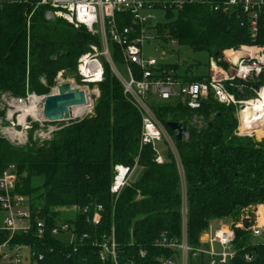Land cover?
Masks as SVG:
<instances>
[{
	"label": "trees",
	"instance_id": "trees-1",
	"mask_svg": "<svg viewBox=\"0 0 264 264\" xmlns=\"http://www.w3.org/2000/svg\"><path fill=\"white\" fill-rule=\"evenodd\" d=\"M23 1L0 7V120L7 113L2 109L5 97L49 96L59 73L73 75L80 83L78 60L98 43L84 28L75 29L61 19L47 21L48 9H35L40 0ZM226 2L193 0L180 10H165L167 22L158 24V38L208 52L212 58L243 46L264 48V15L253 39L249 15L242 9L215 10ZM166 67L175 72V66ZM175 77L184 83L208 78ZM240 86L243 99H251L255 97L252 89L264 86V78L259 83L236 81L229 90L237 98H241ZM98 89L93 113L64 124L46 145L15 147L0 139V174L10 165L17 167V193L29 197L34 229L37 220L46 227L42 238L32 230L16 235L12 243L29 245L37 264H115L111 258H100L102 246L114 236L118 264L174 261L178 253L157 242L163 235L181 238L183 198L177 164L167 154L165 163L159 165L151 146L141 149V116L109 68ZM154 111L167 128L181 123L188 132L187 139H176V143L186 186L190 247L200 246L211 223L230 222L237 251L230 264H264V244H253L251 231L239 226H251L253 210L264 207V138L239 136L236 109L221 105L212 96L199 110L178 101L157 105ZM135 164L134 175L139 176L116 197L111 193L115 167ZM36 179H44L41 187L33 186ZM37 189L40 193L35 200L41 206L30 198ZM99 206L103 207L101 221L95 225L92 218ZM74 207L79 208L72 221L77 239L65 243L52 235L60 221L57 209ZM8 238V233L1 232L0 244ZM141 252L146 255L142 257ZM247 255L253 256L252 262L246 261ZM190 264H203V260L191 259Z\"/></svg>",
	"mask_w": 264,
	"mask_h": 264
},
{
	"label": "built area",
	"instance_id": "built-area-1",
	"mask_svg": "<svg viewBox=\"0 0 264 264\" xmlns=\"http://www.w3.org/2000/svg\"><path fill=\"white\" fill-rule=\"evenodd\" d=\"M22 1L12 0L11 2ZM189 1L193 0H167L163 5L160 0H41L38 7L48 9L45 14L47 21L64 20L75 29L84 28L98 40V43L92 44L78 60L77 76L80 83L72 79L76 84L73 89L85 92L87 102L84 107L85 116L93 113L99 98V92L90 91V88L97 87L105 80L106 68H109L121 84L125 98L141 116V149L151 146L156 155L155 162L159 165L165 163L167 154H171L177 164L182 181V230L180 240L163 235L157 242V246L178 253L174 261H166L165 264H190L191 259L199 262L203 260V264H230L237 255L234 247L236 235L231 226L221 224L217 229L210 226L202 234L200 246L197 249L189 245L186 186L176 135L171 134L167 126L158 118L154 107L182 101L189 109L199 110L202 104L212 96L221 105L236 109L239 136L256 138L259 131L258 127L254 128L256 121L251 118L252 127L247 132L242 130L243 118L246 109L252 108V104L261 98L260 94L264 86L253 88L255 97L251 99H243V86L238 87L241 98L231 93L229 87H234L236 81L242 84L259 83L264 78V48L251 45L224 51L221 53L222 64L217 63L213 58L210 62L208 78L201 82L184 83L182 79L176 78L173 70L159 65L155 59L145 58L142 47L147 41L153 39L154 35L155 39L158 38V24L155 23L154 15L156 10H180ZM4 3L7 2L0 0V7ZM220 8L224 13L242 9L243 13L249 15L252 38L257 37L259 19L264 15V0H227L222 7H216L215 10L219 11ZM172 42L177 45V42ZM118 64L124 67L126 77L120 72ZM62 77L63 73H59L56 81H60ZM56 93L57 89L50 95ZM47 97L29 93L26 99H16V104L31 116L30 113H33L36 107L41 106L43 110ZM9 117L13 119V115L10 114ZM29 129L30 127L25 124V130ZM261 133L264 137V130ZM50 135L51 132L47 134V136ZM183 138L187 139L188 133ZM160 147L164 148L166 155L162 154ZM136 169L137 164L132 168L115 167L111 186L113 195L118 197L129 186ZM17 183V167L10 165L0 174V233L5 232L9 235L8 240L0 244V264H37L29 245L12 243L17 234L27 235L34 230L35 234L42 238L46 233L43 221L37 220L34 229L30 202L27 197L17 193ZM102 210L101 206L96 208L92 218L93 224L100 223ZM86 212L87 210L84 209V213ZM253 224L256 226H249L253 237L264 238V221H253ZM239 226L244 229L242 225ZM72 230L73 226L58 224L52 230V235L56 236L62 232H72ZM26 250L29 251L27 256L23 254ZM145 255L146 253L141 252L142 257ZM100 258L102 261L111 258L115 264H118L114 236L109 243L102 246ZM245 259L247 262H252L253 256L247 255Z\"/></svg>",
	"mask_w": 264,
	"mask_h": 264
},
{
	"label": "rangeland",
	"instance_id": "rangeland-1",
	"mask_svg": "<svg viewBox=\"0 0 264 264\" xmlns=\"http://www.w3.org/2000/svg\"><path fill=\"white\" fill-rule=\"evenodd\" d=\"M4 1L9 3L12 0H4ZM160 1L163 2V0ZM23 2L24 1L20 3ZM38 3L36 4L35 9L39 8ZM154 15H155V23L164 24L167 22L165 11L156 10ZM142 51L145 58L155 59L159 65L169 66V67L175 66L176 68L175 72L180 77H184V76L207 77L210 73V62L212 61L213 58L210 56L208 52H196L188 47L174 45L172 41L164 42L160 38L155 39V35L153 39L147 41L143 45ZM118 67L122 75L126 77L124 67L121 64H118ZM72 77L73 75L63 74L62 79L60 81L58 80L55 82L56 86L52 89L51 94L57 89V87L63 84H70L72 88H75L76 84L72 81L73 79ZM42 82L45 83L44 80H42ZM93 90L99 92L98 86L90 88V91ZM99 96H100V92H99ZM26 97L24 99H26ZM2 109H6L7 113H6V117L0 120V139L7 141L8 143H10L12 146L15 147H24L27 145H36V146L46 145L48 142L53 140L54 136L62 129V126L64 124H69L73 120L85 117V114L82 117H75L72 114L71 119L68 121L50 123L47 122V120L44 118L43 110L41 106L36 107L33 113L29 112L30 114H32L30 116L26 113L25 110H23L22 107H19L16 104V98H12V97L4 98ZM71 110L74 113V109ZM10 114L13 115L12 120L9 117ZM194 120H196V118H194ZM25 124L30 127L29 130H25ZM197 125L200 127V123H197ZM49 132H51V135L47 136ZM259 136L262 137L261 138L256 137L257 140H262V138H264L263 135L261 134ZM160 148L162 149V154L166 155L164 148L163 147ZM138 174L139 173L133 175V178H131V182L137 179V177L139 176ZM43 183H44V179H36L33 181V186L35 188H38L41 187ZM39 193L40 192H38L37 189L30 195V198L32 199L35 206L37 205L41 206L43 204L42 202H40L39 199L35 200L36 197H38ZM74 208L57 209V212L60 215L59 216L60 221L58 222L60 226H64V225H70L71 227L73 226L72 221L75 219L79 211V208L77 210H75ZM253 213L255 218L256 215L259 213L260 217H262L261 220H264V207H261V209L259 208L254 209ZM221 224H226L231 226L230 222H224V221L223 222L215 221L211 223L210 226H212L214 229H217ZM251 224L254 225L253 222ZM17 235H21V234H17ZM56 237L60 241L65 243H73L77 239L72 232H62L56 235ZM252 240H253V244L256 245L260 243L264 244V238H254ZM15 245H21V244H15ZM23 254L27 256L29 254V251L28 250L23 251Z\"/></svg>",
	"mask_w": 264,
	"mask_h": 264
},
{
	"label": "water",
	"instance_id": "water-1",
	"mask_svg": "<svg viewBox=\"0 0 264 264\" xmlns=\"http://www.w3.org/2000/svg\"><path fill=\"white\" fill-rule=\"evenodd\" d=\"M217 63L222 61L221 52L216 53ZM87 104L85 92L73 89L70 84L57 87V93L47 97L43 107V115L47 122L58 123L71 119V109L84 107ZM168 128L176 135L177 140H182L187 135V129L181 123H171ZM246 231L248 224L244 225Z\"/></svg>",
	"mask_w": 264,
	"mask_h": 264
},
{
	"label": "bare ground",
	"instance_id": "bare-ground-1",
	"mask_svg": "<svg viewBox=\"0 0 264 264\" xmlns=\"http://www.w3.org/2000/svg\"><path fill=\"white\" fill-rule=\"evenodd\" d=\"M260 97L261 98L257 102H254L255 104L261 103L260 105H254L253 103L252 108L246 109L245 117L243 118V129H242L243 131H247V132L251 130V127H252L251 118H253V120L256 121V126H254V128L258 127L257 130H259L257 131L258 136L260 134L262 135L261 132L264 130V90H262ZM72 109H74V113L71 110V115L73 114V116L75 117H82L85 114L84 107H78V108H72ZM252 110L253 112H251ZM258 120H261V121H258Z\"/></svg>",
	"mask_w": 264,
	"mask_h": 264
},
{
	"label": "crops",
	"instance_id": "crops-1",
	"mask_svg": "<svg viewBox=\"0 0 264 264\" xmlns=\"http://www.w3.org/2000/svg\"><path fill=\"white\" fill-rule=\"evenodd\" d=\"M259 209H261V207H258ZM257 208V209H258ZM263 212V211H262ZM260 213H261V211H260ZM261 218L262 217H260V215H259V213L256 215V218H255V220H254V222H258V221H260L261 220ZM262 221H264V220H262ZM224 225H226V224H224ZM226 226H229V225H226ZM230 227V226H229Z\"/></svg>",
	"mask_w": 264,
	"mask_h": 264
}]
</instances>
